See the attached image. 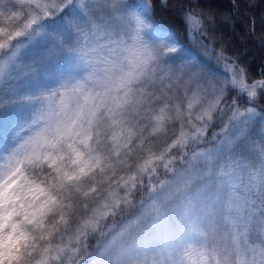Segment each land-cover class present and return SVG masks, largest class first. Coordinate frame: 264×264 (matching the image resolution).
<instances>
[{
    "label": "snow or ice",
    "instance_id": "snow-or-ice-1",
    "mask_svg": "<svg viewBox=\"0 0 264 264\" xmlns=\"http://www.w3.org/2000/svg\"><path fill=\"white\" fill-rule=\"evenodd\" d=\"M221 7L0 0V264H264V71Z\"/></svg>",
    "mask_w": 264,
    "mask_h": 264
},
{
    "label": "trees",
    "instance_id": "trees-1",
    "mask_svg": "<svg viewBox=\"0 0 264 264\" xmlns=\"http://www.w3.org/2000/svg\"><path fill=\"white\" fill-rule=\"evenodd\" d=\"M236 2L238 10L233 14L231 0H217L222 6L219 9L221 14L232 16L230 21L219 26L218 36L226 46L236 51L242 58H246V64L253 75H259L264 71V45L260 43L264 39V0H236ZM158 14L165 19H172L166 12ZM253 25L255 34H253Z\"/></svg>",
    "mask_w": 264,
    "mask_h": 264
}]
</instances>
